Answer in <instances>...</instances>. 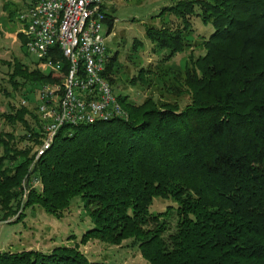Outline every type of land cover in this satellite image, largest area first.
Returning a JSON list of instances; mask_svg holds the SVG:
<instances>
[{"label":"trees","instance_id":"16d2710c","mask_svg":"<svg viewBox=\"0 0 264 264\" xmlns=\"http://www.w3.org/2000/svg\"><path fill=\"white\" fill-rule=\"evenodd\" d=\"M165 11L180 23L145 25L159 58L153 68L140 65L129 82L150 86L157 78L158 89L177 98L159 92L135 101L115 93L127 117L64 123L38 156L44 132L28 93L53 74L17 57L0 58L11 66L13 88L25 86L21 94L31 103L0 111L24 129L18 135L0 130V220L15 215L16 221L35 205L61 216L79 193L92 222L80 243L130 238L147 264H264V0H174L153 16ZM105 14L111 31L114 16ZM192 15L212 30L195 36ZM142 47L134 37L131 49ZM182 52L183 70L168 84L175 67L165 63ZM116 64L114 51L102 70L111 85ZM0 90L8 93L1 83ZM34 177L42 187L32 185ZM154 196L175 205L151 211ZM173 207L176 224L167 232ZM0 264L113 263L61 243L0 249Z\"/></svg>","mask_w":264,"mask_h":264},{"label":"rangeland","instance_id":"374dc122","mask_svg":"<svg viewBox=\"0 0 264 264\" xmlns=\"http://www.w3.org/2000/svg\"><path fill=\"white\" fill-rule=\"evenodd\" d=\"M174 0H104L103 8L106 12L114 16L111 31H108V54L117 51V67L116 80L112 83L114 93L128 94L135 101H141L147 94L157 96L159 92L162 94L160 98L173 100L177 97L169 90L162 88L158 89L161 83L156 78V81H151L150 86H145L142 83L131 84L129 76L134 74L140 65L155 67L159 55L150 49L151 42L145 35V25L152 23L160 25L162 20L172 19L173 25L179 24L180 19L175 18L173 13L168 11L161 15L153 16L159 11L162 5H168ZM27 0H0V58L1 61H9L12 63L13 58L17 57L29 66L36 65V58L29 53L25 47L26 35L22 32L24 23L18 19V12L24 7ZM194 35L197 33L208 34L212 30L210 24H204L198 16H190ZM108 30L107 21L102 22V31ZM196 36V35H195ZM137 37L143 41V47L138 50L131 49L132 40ZM199 37H196L198 39ZM201 50L195 49V52ZM132 53L133 58L127 56ZM184 52L177 53L173 58L165 63L173 65L175 71H171L167 83L170 84L174 80L176 71L182 72L184 66ZM0 61V83L8 93L0 90V111L9 109V104L19 106L21 100L25 98L23 104H31L21 91L25 86H20L14 89L8 80V72L11 71V66L8 67ZM177 74V73H176ZM182 75V74H180ZM173 77V79H172ZM46 81V80H45ZM29 92L31 99L36 98V91ZM26 89V87H25ZM33 93V94H32ZM185 97H179L180 103L186 100ZM27 117H29L27 115ZM30 120H32L30 118ZM0 130H12L15 134L24 132L22 124L16 122L12 125L2 117L0 118ZM2 151L0 146V152ZM38 187H42L41 181L33 183ZM35 182V181H34ZM27 187L24 188L23 196L27 194ZM174 202L171 198L162 196H154L150 205L151 211H159L166 208L168 204ZM170 209V208H169ZM22 210V209H21ZM167 232L175 228L177 214L174 207L168 212ZM15 215L5 220H0V249L20 250L23 248H40L44 250L50 249L55 244H77L90 259H103L113 264H147L146 259L140 254L139 248L131 243V239H124L120 244H110L96 238H91L84 243H80L79 237L81 233L92 225L87 208L79 193L71 197L69 205L64 209L61 216H56L44 210L39 205L24 208V214L18 220ZM8 220H12L8 222ZM73 233V234H72Z\"/></svg>","mask_w":264,"mask_h":264},{"label":"built area","instance_id":"2783aa9c","mask_svg":"<svg viewBox=\"0 0 264 264\" xmlns=\"http://www.w3.org/2000/svg\"><path fill=\"white\" fill-rule=\"evenodd\" d=\"M103 4L104 0H27L18 12L27 51L42 71L53 74L36 91L44 132L36 156L51 144L64 123L127 117L102 75L108 57ZM32 180L39 182L38 177Z\"/></svg>","mask_w":264,"mask_h":264}]
</instances>
